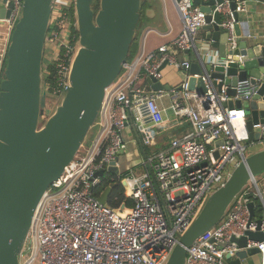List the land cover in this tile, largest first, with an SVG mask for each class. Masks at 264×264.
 I'll return each mask as SVG.
<instances>
[{"label":"built area","instance_id":"built-area-1","mask_svg":"<svg viewBox=\"0 0 264 264\" xmlns=\"http://www.w3.org/2000/svg\"><path fill=\"white\" fill-rule=\"evenodd\" d=\"M173 1L183 20L181 31L170 44L142 50L107 89L97 118L99 133L83 144L62 177L45 193L33 218L22 264L38 260L39 264H166L206 196L228 178L229 167L244 160L247 148L264 145V124H259L260 138L250 141L245 108L229 107L230 97L218 92L210 75L196 74L205 82L206 92L189 89L192 63L177 55L198 50V32L207 24V13L194 0ZM236 2L237 12L247 10L244 1ZM9 3L13 7L3 21L13 31L24 0H7L5 6ZM216 11L224 14L221 25L228 33L227 47L233 50L239 42L234 11L228 1ZM79 47L74 0H55L45 51L52 61L43 70V89L55 108L69 86ZM164 64L181 71V89L155 91L147 84L148 77L163 83ZM4 68L0 64V76ZM184 118L190 123L189 133L172 137L167 147L144 153L136 166L125 172L120 169L109 178L111 183L116 179L124 183L132 207L123 212L101 203L96 191L111 173L108 167L113 162L119 166L120 156L129 149L126 127L132 126L144 147L151 148L160 128L168 129L171 120ZM218 141L223 143L218 145ZM103 169L105 174L100 176ZM258 231L264 235V181L261 184L256 177L236 196L223 219L189 248L186 264H230L240 251L254 247L259 249L258 264H264V240L248 238L245 247L233 240ZM249 258H241L242 264Z\"/></svg>","mask_w":264,"mask_h":264},{"label":"water","instance_id":"water-1","mask_svg":"<svg viewBox=\"0 0 264 264\" xmlns=\"http://www.w3.org/2000/svg\"><path fill=\"white\" fill-rule=\"evenodd\" d=\"M0 7V20L10 16L12 3ZM74 0L80 47L74 58L69 86L56 110L43 126L42 91L46 41L55 0H24L7 50L4 79L0 82V264H22V256L36 210L47 190L59 180L75 159L97 121L107 89L119 78L128 63L131 46L142 17V0ZM229 2L240 35L235 0H194L207 13L209 38L220 41L219 60L207 65L191 64L188 84L191 91L206 92L197 75L207 74L218 92L230 97L229 107H244L248 115L249 140L261 136L264 124V17L258 33L247 30L235 49L227 47L224 14L218 5ZM215 11V12H214ZM164 64L162 68L165 66ZM153 90H169L153 77ZM181 89V85L178 86ZM223 141H218V145ZM108 171L117 175L113 162ZM264 173V149L246 155L226 181L207 199L199 215L181 235L166 264H186L187 253L197 239L217 225L236 196ZM105 174V169L99 172ZM124 184V183H123ZM116 183L99 197L108 203ZM252 216L254 202L249 204ZM264 240L262 232H247L233 238L240 247L247 239ZM254 247L238 253L230 264L257 255ZM230 259V256H228Z\"/></svg>","mask_w":264,"mask_h":264},{"label":"crops","instance_id":"crops-1","mask_svg":"<svg viewBox=\"0 0 264 264\" xmlns=\"http://www.w3.org/2000/svg\"><path fill=\"white\" fill-rule=\"evenodd\" d=\"M241 1H244L247 10L245 12H240L241 14L238 24L240 26L241 34L238 35L239 39L247 30H250L251 33H258L259 23L264 17V0ZM0 7H3V0H0ZM141 23L142 28L140 32L137 29L135 36V50L132 60L135 59L142 50L151 51L157 49L160 45L170 44L172 39L183 27L181 14L173 0H145L139 26ZM11 35L12 30L10 26L0 20V64L2 65L5 64ZM208 35L209 30L203 28L199 30L197 37L198 50L189 53H178V59H189L192 64L200 63L203 66L218 61L220 57V41L209 38ZM162 70L164 74V84L170 85L171 87H178L180 85L182 73L179 69L166 64ZM176 76L179 78L178 83L174 82ZM147 84L149 83L147 82ZM169 124L170 127H168V129L160 128L158 137H156L151 148L144 147L139 133H137L132 126L126 127L124 135L128 141L129 149L120 156L119 166L121 171L125 172L129 168L136 166L141 161L144 153L150 150L167 147L172 137H183L189 133L191 129L190 123L185 118L171 120ZM261 145L262 144H258L253 147H260ZM256 263L258 264L257 257Z\"/></svg>","mask_w":264,"mask_h":264},{"label":"rangeland","instance_id":"rangeland-1","mask_svg":"<svg viewBox=\"0 0 264 264\" xmlns=\"http://www.w3.org/2000/svg\"><path fill=\"white\" fill-rule=\"evenodd\" d=\"M98 3H99V0L96 1V4L94 5V9L97 11L99 9V6H98ZM142 28V23L141 25L138 27V31L140 32ZM52 61V57H49V54H48V57L47 55L45 54V57H44V67L45 65H48L50 62ZM4 71L2 72V75H1V80L0 82L4 79ZM45 82V81H44ZM174 82L175 83H178L179 82V78H176L174 79ZM141 86H143L145 83L144 81L142 83H139ZM43 92L42 93V109H43V113H42V119H41V122H40V126H43L46 122V120L49 118V116L56 110L55 108V104H54V101L51 97H48L47 95V89L44 88L43 89ZM63 98V97H62ZM62 100V99H61ZM170 113L169 114H172L171 111H169ZM100 130V125L99 123L96 121V123L94 124V126L91 128L87 138H86V143H90L91 141H93L98 133V131ZM261 149H264V145H261L260 147H249L247 148L246 150V154L247 155H250L252 154L253 152L255 151H258V150H261ZM121 169V168H120ZM233 167H229V171L232 172L233 171ZM258 180H259V183L262 184V182L264 181V173L257 176ZM209 198V195L206 196L200 210H202L204 204L206 203L207 199ZM200 212V211H199ZM26 251H29L28 249H26ZM35 264H39V260L35 263ZM248 264H257L256 263V257L253 256V257H250L249 260H248Z\"/></svg>","mask_w":264,"mask_h":264},{"label":"trees","instance_id":"trees-1","mask_svg":"<svg viewBox=\"0 0 264 264\" xmlns=\"http://www.w3.org/2000/svg\"><path fill=\"white\" fill-rule=\"evenodd\" d=\"M143 4H145V0H142V12H143ZM98 6H99V3H98ZM134 50H135V39H134V42L131 46V49H130V54H129V58H128V61H131L132 58H133V53H134ZM6 65V63H5ZM52 68V67H51ZM5 69V68H4ZM42 113H43V109H42ZM87 142V141H86ZM115 175V174H114ZM113 176L112 173L110 174H107L105 177H104V181L102 183V185L97 189V194L98 195H101L104 190L111 184L109 178ZM116 186L114 187L113 189V192H112V195L110 196V200H109V205H111L112 207L114 208H119L121 211H126L127 209H129L130 207H132L133 205V201L131 200V198L129 197L128 193H127V190L124 186V184L121 182V180L119 179H116Z\"/></svg>","mask_w":264,"mask_h":264}]
</instances>
